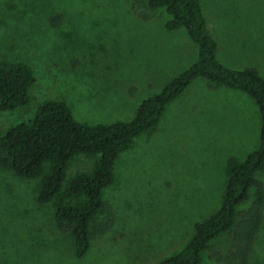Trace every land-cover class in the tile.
<instances>
[{
  "label": "rangeland",
  "instance_id": "374dc122",
  "mask_svg": "<svg viewBox=\"0 0 264 264\" xmlns=\"http://www.w3.org/2000/svg\"><path fill=\"white\" fill-rule=\"evenodd\" d=\"M218 61L252 69L264 80V0H200ZM163 9L147 0H0V62H21L33 75L28 102L0 112V137L30 121L46 101L60 102L86 126L130 122L141 103L195 61L183 29L167 31ZM260 120L246 95L194 79L161 114L153 132L120 154L104 190L111 225L77 256L58 231L53 205H39L38 179L0 168V264H156L179 252L195 224L219 208L229 159L258 145ZM97 157L74 156L64 182ZM264 191V172L256 174ZM249 190L244 210L252 203ZM227 234L210 241L200 264H218ZM247 264H264V227Z\"/></svg>",
  "mask_w": 264,
  "mask_h": 264
},
{
  "label": "trees",
  "instance_id": "16d2710c",
  "mask_svg": "<svg viewBox=\"0 0 264 264\" xmlns=\"http://www.w3.org/2000/svg\"><path fill=\"white\" fill-rule=\"evenodd\" d=\"M150 9H163L167 31L183 29L197 48L191 66L168 82L162 91L141 103L134 118L124 124L86 126L75 122L60 102L46 101L34 117L16 125L0 137V168L15 176L38 179L36 202L53 205L58 231L72 236L77 256L83 255L91 239L111 225L103 192L114 182L120 154L133 140L153 132L162 112L194 79L211 87H224L246 95L254 103L260 120L257 147L243 161L226 163V184L217 211L195 224L190 240L177 253L156 264H200L210 241L227 234L224 253L212 251L218 264H247L254 238L264 227V191L256 174L264 172V80L252 69L230 70L216 56V44L202 16L200 0H147ZM34 79L21 62H0V112L12 111L28 102ZM97 157L88 172L76 173L64 182L68 162L74 157ZM253 191L252 203L238 210Z\"/></svg>",
  "mask_w": 264,
  "mask_h": 264
}]
</instances>
